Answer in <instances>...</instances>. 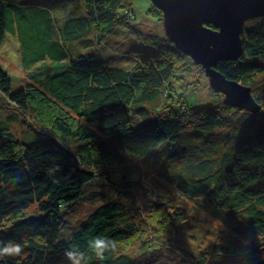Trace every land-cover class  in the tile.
Here are the masks:
<instances>
[{
  "label": "trees",
  "instance_id": "1",
  "mask_svg": "<svg viewBox=\"0 0 264 264\" xmlns=\"http://www.w3.org/2000/svg\"><path fill=\"white\" fill-rule=\"evenodd\" d=\"M59 1L0 0V42L7 34L18 38L34 82L14 88L0 67L1 92L31 128L18 140L7 129L9 120H0V264H73L67 250L80 264H137L120 250L136 231L133 194L96 172L129 160L145 163L177 196L224 227L220 242L191 254L192 264H264V18L245 23L243 56L216 68L251 89L261 107L251 113L226 105L221 93L214 92L218 103L206 107H189L176 96L190 58L166 34L154 36L151 25L141 40L147 48L133 52L151 48V56L127 55L129 69L109 64L97 46L73 56L70 45L96 26L104 33L135 31L133 0H72L77 6L62 21L54 17ZM150 12L155 21L163 15L153 4ZM164 95L182 105H162ZM84 200L95 209L71 227L67 215ZM172 203L177 239L168 240L187 245L186 235L197 237L203 226L198 220L191 232L185 204ZM97 237L114 243L106 241L103 261L89 247ZM17 244L19 256L5 255L3 249Z\"/></svg>",
  "mask_w": 264,
  "mask_h": 264
},
{
  "label": "rangeland",
  "instance_id": "2",
  "mask_svg": "<svg viewBox=\"0 0 264 264\" xmlns=\"http://www.w3.org/2000/svg\"><path fill=\"white\" fill-rule=\"evenodd\" d=\"M58 4H60L57 8L58 10H56L58 12L56 14L54 13V17L58 18L61 15L60 21L68 14H72L69 13L70 9H73L75 5L77 6V2L72 0H60ZM133 8L137 16V22L135 23L138 26L136 25V27H140L142 30L146 29L145 31L140 32L134 26L136 30H131V33L125 30L104 33L105 31L100 29L102 27L96 26L86 37L77 39L70 45V53L73 56H77L87 53L91 47L95 46V48L98 47L99 49V51H95L98 56L105 60L109 57L110 59L106 60L109 64L123 66L126 69L131 68L127 56L129 54H137L142 59L149 58L151 56V48L147 52H133H136L137 49L147 48V44L141 41L148 35L147 25H151L149 28H151L154 36L158 35L159 37H163L162 35L165 34L163 15L159 17V21H155L156 19L153 18L154 15L150 12L152 8V2L150 0H133ZM61 11L62 13L60 14L59 12ZM139 33L142 35H139ZM100 45H105V48ZM188 57L190 58L191 66L186 68L185 71H188L186 76H184V73L181 77L182 79L175 83V89L178 90V93H175L176 96L181 95L189 107H206L210 104L211 106L212 104H217L218 97L210 86V79L206 76L203 66L196 65L191 57ZM0 67L10 76L14 88L25 89L27 83L32 82L34 84L32 79L29 78L28 72L24 69L21 44L15 36L7 34L3 41L0 42ZM183 92H185L184 95H182ZM172 99H177V97L173 98L169 97V95H164L161 103L162 105L167 103L174 104V107L182 105V103H175ZM222 101L224 100L222 99ZM165 110L162 111L166 112ZM1 119L9 120L10 125L7 129L18 140H22L23 133L27 134L31 131L26 118L18 110V106L9 98L7 99L0 90ZM144 164L140 161L129 160L128 164L124 167H113L111 169L100 167L96 169V172H100L101 175L114 180V185L117 184L118 186L122 184L123 190H129L133 194V198H129L128 200L132 208L135 209L133 216L134 222L136 223V231L130 236V241L120 247V250L129 254L132 258H138L137 264H192V253H198L201 245H209L214 240L220 242V236L224 232H227L214 219L202 214L191 203L185 202L182 197L177 196L174 190H171L164 182L157 179V174ZM103 181L105 182L104 178ZM112 188L113 193L116 192L114 186ZM158 192L162 193L166 199L169 197L170 199L177 198L174 200L176 204L179 201L185 204L184 209L188 212L190 222L193 224V226L188 225V229H192L191 232H194L197 228L198 220L203 226L202 233L198 231L197 237L195 235H186L183 241L187 242V245L175 246L172 245V242H169L168 237L177 239L175 228L171 226L169 221V212L174 206V203H172L174 201L159 199ZM107 194L111 195L109 188L107 189ZM111 196L113 198L115 197L114 194ZM156 201H160V203H156ZM162 201L166 204H163ZM170 203L173 206H168ZM94 209L95 205L84 200L83 203L74 208V212L71 211L67 215L66 221L71 227H76Z\"/></svg>",
  "mask_w": 264,
  "mask_h": 264
},
{
  "label": "water",
  "instance_id": "3",
  "mask_svg": "<svg viewBox=\"0 0 264 264\" xmlns=\"http://www.w3.org/2000/svg\"><path fill=\"white\" fill-rule=\"evenodd\" d=\"M162 11L165 34L175 47L203 66L210 86L224 95V103L258 113L251 89L227 80L219 62L238 60L244 50L246 22L264 18V0H150Z\"/></svg>",
  "mask_w": 264,
  "mask_h": 264
},
{
  "label": "clouds",
  "instance_id": "4",
  "mask_svg": "<svg viewBox=\"0 0 264 264\" xmlns=\"http://www.w3.org/2000/svg\"><path fill=\"white\" fill-rule=\"evenodd\" d=\"M106 241L113 243L110 240L100 238V237L94 238L89 243V247L93 248V252L95 253L96 257L101 261H103L105 259L104 254H105V252L108 251ZM3 252L5 253V255L19 256L22 253V247H21V245L17 244L13 248L3 249ZM65 255L68 257L69 260H71L73 262V264H80V261L74 257L73 252L71 250H67L65 252ZM81 258H83V257H81Z\"/></svg>",
  "mask_w": 264,
  "mask_h": 264
}]
</instances>
